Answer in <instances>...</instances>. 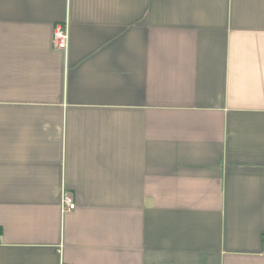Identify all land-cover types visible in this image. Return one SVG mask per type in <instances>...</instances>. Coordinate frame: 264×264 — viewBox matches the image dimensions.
Wrapping results in <instances>:
<instances>
[{
    "label": "crops",
    "instance_id": "1",
    "mask_svg": "<svg viewBox=\"0 0 264 264\" xmlns=\"http://www.w3.org/2000/svg\"><path fill=\"white\" fill-rule=\"evenodd\" d=\"M62 263L264 264V0H0V264Z\"/></svg>",
    "mask_w": 264,
    "mask_h": 264
},
{
    "label": "built area",
    "instance_id": "2",
    "mask_svg": "<svg viewBox=\"0 0 264 264\" xmlns=\"http://www.w3.org/2000/svg\"><path fill=\"white\" fill-rule=\"evenodd\" d=\"M69 42V31L66 23L56 24L53 31V43L56 48L66 50ZM60 207L62 213L73 210L76 207L73 194L64 189L61 194ZM65 264V263H62Z\"/></svg>",
    "mask_w": 264,
    "mask_h": 264
}]
</instances>
